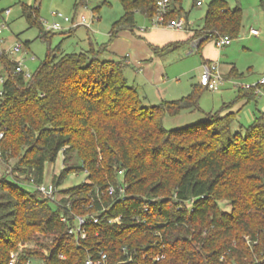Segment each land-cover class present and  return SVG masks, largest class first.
Segmentation results:
<instances>
[{"label": "trees", "instance_id": "16d2710c", "mask_svg": "<svg viewBox=\"0 0 264 264\" xmlns=\"http://www.w3.org/2000/svg\"><path fill=\"white\" fill-rule=\"evenodd\" d=\"M120 1L112 37L134 28L136 12L151 24L156 0ZM22 11L43 38L51 35L36 7ZM167 19H178L177 12L169 9ZM240 25L239 7L212 0L189 42L198 50L221 35L235 38ZM99 52L48 50L28 78L11 72L5 83L0 264H9L11 253L13 264H85L100 251L107 264H264V113L233 129L239 111L232 110L264 84L237 87L223 114L168 129L165 118L197 110L207 88L195 83L179 99L146 105L126 81L127 59H101ZM237 75L232 68L228 78ZM59 152L63 168L51 178L57 188L51 200L37 186ZM80 171L85 181L58 189L68 173ZM90 214L100 220L85 225V237L70 231L76 216ZM115 217L119 222H108Z\"/></svg>", "mask_w": 264, "mask_h": 264}, {"label": "rangeland", "instance_id": "374dc122", "mask_svg": "<svg viewBox=\"0 0 264 264\" xmlns=\"http://www.w3.org/2000/svg\"><path fill=\"white\" fill-rule=\"evenodd\" d=\"M195 1L170 0V9H174L177 17L185 21V27L181 32L170 31L171 28H168L165 35L172 38L160 46L148 37L149 30L146 28L150 27V21L140 12L135 14L134 28L120 29L115 37L111 36L113 24L123 15L120 0H0V11L11 9L6 17L7 30L3 32L6 38L4 44L6 48L15 42L26 45L28 53L22 56L25 70L30 74L46 59L48 50L57 56L80 52L91 56L93 51L99 52V47L105 46V50L99 52V58L127 59L124 67L126 81L146 105L185 96L191 86L198 83L203 72V59L215 60L219 57V65L224 74L228 73L229 67L234 66L239 75L229 79L223 77L227 80L218 84L214 90L202 89L197 110L184 111L164 120L168 129L193 125L204 114L225 113L224 106L232 103L239 95L235 83L254 85L264 77V0H224L230 8L241 9L239 35L231 38L230 44L221 50L210 40L202 49L189 53V39L203 28L204 16L212 0H200L201 5H196ZM23 5L36 7L39 21H59L64 29L52 31L46 39L43 38L36 25L28 24L23 15ZM52 11L73 20L84 15L87 21L92 22L89 27H72L68 22L52 16ZM138 28L146 30L139 32ZM251 29L258 33H250ZM189 34V39H182ZM30 56H34V60H30ZM137 69L141 70L138 72ZM232 110L239 111L238 123L233 125V129L239 125L248 126L256 116L264 113V87L259 88L254 99L233 103ZM62 159V153L59 152L54 162L45 164L43 183L51 182L52 176L61 172ZM14 162L12 160L11 164ZM86 179L85 171L68 173L58 189L80 184ZM22 186L32 190L30 185Z\"/></svg>", "mask_w": 264, "mask_h": 264}, {"label": "built area", "instance_id": "2783aa9c", "mask_svg": "<svg viewBox=\"0 0 264 264\" xmlns=\"http://www.w3.org/2000/svg\"><path fill=\"white\" fill-rule=\"evenodd\" d=\"M169 4L170 0H156V10L155 15L151 20V26H163L175 30H182L185 27V21L182 18L178 19H167V14L169 12ZM196 5H201V1L197 0ZM11 9L5 8L0 11V98L5 93V83L10 76V73L13 74H22L25 78H28L31 74L28 73L25 70L24 65V56L28 53L27 47L23 46L20 42H15L10 47H5L6 38L3 36L4 30H7L8 27V21L6 17L10 14ZM52 16L57 17L59 19H62L63 22H68L72 25V27H76L79 25H85L89 27L92 20L87 21L86 17L82 15L79 19L73 20L70 19L68 16H63L61 13L52 11ZM40 24L42 26L43 31L45 32H52L55 30H63L64 27L62 26L61 22L55 21L52 23H48L47 21H40ZM250 33L257 34V30L251 29ZM214 44L218 48H222L225 45H228L231 42V38L227 35L224 36H218L212 39ZM20 54V55H19ZM30 60H34V56H30ZM6 63H9L13 66V69L10 70L8 68V65ZM222 81H224V78L218 68V64L211 62V63H205L203 67V72L201 73L199 77V84L206 87L209 90H214L218 84H220ZM264 84V77L260 78L257 84L254 85H247V84H239L235 83V87H242V88H251V87H257L258 85ZM257 91H259V88H256ZM256 91V92H257ZM4 135V128L0 127V139H2ZM121 173V171H119ZM37 188L43 192L48 198L51 200H56V191L57 188L53 185L52 182H49L47 184L42 183L37 186ZM118 194L121 196L124 192V186L118 187ZM106 191L108 194H113L115 192V188L113 186H109L106 188ZM89 206L91 203L88 204ZM64 217H62L63 219ZM99 217L97 215L90 214L87 217L83 216H76L75 221L76 224L72 228V232H75L81 237H85V225L87 223H98ZM108 222H119V217L115 218H109ZM160 256L157 255L155 257V260H159ZM14 263V254L11 253V258L9 261V264ZM42 264V263H40ZM85 264H107V255L105 252L100 251L96 257H88L86 259Z\"/></svg>", "mask_w": 264, "mask_h": 264}, {"label": "crops", "instance_id": "0c3cea01", "mask_svg": "<svg viewBox=\"0 0 264 264\" xmlns=\"http://www.w3.org/2000/svg\"><path fill=\"white\" fill-rule=\"evenodd\" d=\"M147 30H149V32H148V37L154 42V43H156V44H160V46H163V45H165V44H167L168 43V41L169 40H171V38L172 37H169L168 35H165V33H166V31L168 30V28H166V27H163V26H151L150 25V27H148V28H146ZM146 29H144V30H142L141 28H138V31L139 32H143V31H145ZM170 31L171 30H173V31H175V32H181L180 30H174V29H169ZM190 38V34L189 35H185V36H183V38L182 39H189ZM213 42V41H212ZM206 44V43H205ZM230 44V43H229ZM228 44V45H229ZM204 46V45H203ZM202 46V47H203ZM226 46V45H225ZM202 47H201V49H202ZM205 47H207L208 48V46L206 45ZM223 48V47H222ZM222 48H218L219 50H221ZM200 49V48H199ZM189 50H190V52L189 53H191V52H195L197 49L195 48V47H193L192 45L191 46H189ZM206 54V53H205ZM126 56H128L127 54H126ZM204 61V64L205 63H211V62H214V63H217L218 64V68H219V70H220V72H221V74H222V76L225 78H227V79H229L228 78V74H229V72L231 71V69L232 68H234V66H231V67H229V70H228V73L227 74H224L222 71H221V65H219L220 64V60H219V57L217 58V59H215V60H208V59H203ZM141 69H137V71L139 72ZM201 75V74H200ZM200 77V76H199ZM227 79H224V80H227ZM197 84H199V80H198V83ZM217 88V87H216ZM189 93V92H188ZM187 93V94H188ZM239 102V101H238ZM241 102V101H240ZM208 114H204V115H202V118L201 119H203L204 117H206ZM200 120V119H199Z\"/></svg>", "mask_w": 264, "mask_h": 264}]
</instances>
